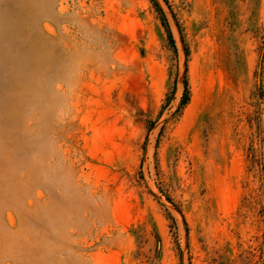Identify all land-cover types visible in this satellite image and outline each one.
Masks as SVG:
<instances>
[{
    "label": "rangeland",
    "instance_id": "rangeland-1",
    "mask_svg": "<svg viewBox=\"0 0 264 264\" xmlns=\"http://www.w3.org/2000/svg\"><path fill=\"white\" fill-rule=\"evenodd\" d=\"M155 1L0 0V264H264V0Z\"/></svg>",
    "mask_w": 264,
    "mask_h": 264
},
{
    "label": "trees",
    "instance_id": "trees-1",
    "mask_svg": "<svg viewBox=\"0 0 264 264\" xmlns=\"http://www.w3.org/2000/svg\"><path fill=\"white\" fill-rule=\"evenodd\" d=\"M162 1H164V2H166L167 3V0H162ZM151 2H153L155 5H156V7L158 8V9H160L159 8V6L157 5V3H156V1L155 0H151ZM169 35H171V33H169ZM171 37V36H170ZM187 91H188V86H187V83H185V95H184V98H183V100H182V105H186L187 104V102H188V93H187Z\"/></svg>",
    "mask_w": 264,
    "mask_h": 264
}]
</instances>
